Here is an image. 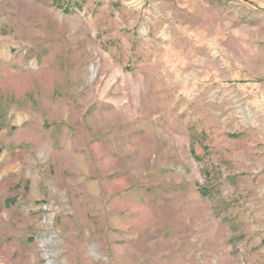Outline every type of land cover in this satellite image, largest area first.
Masks as SVG:
<instances>
[{"label": "rangeland", "instance_id": "1", "mask_svg": "<svg viewBox=\"0 0 264 264\" xmlns=\"http://www.w3.org/2000/svg\"><path fill=\"white\" fill-rule=\"evenodd\" d=\"M0 264H264V0H0Z\"/></svg>", "mask_w": 264, "mask_h": 264}, {"label": "bare ground", "instance_id": "2", "mask_svg": "<svg viewBox=\"0 0 264 264\" xmlns=\"http://www.w3.org/2000/svg\"><path fill=\"white\" fill-rule=\"evenodd\" d=\"M88 56V55H87Z\"/></svg>", "mask_w": 264, "mask_h": 264}]
</instances>
